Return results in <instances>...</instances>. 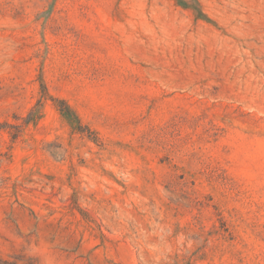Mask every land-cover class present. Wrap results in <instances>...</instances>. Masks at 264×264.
Segmentation results:
<instances>
[{
  "label": "rangeland",
  "instance_id": "obj_1",
  "mask_svg": "<svg viewBox=\"0 0 264 264\" xmlns=\"http://www.w3.org/2000/svg\"><path fill=\"white\" fill-rule=\"evenodd\" d=\"M0 261L264 264V0H0Z\"/></svg>",
  "mask_w": 264,
  "mask_h": 264
},
{
  "label": "trees",
  "instance_id": "obj_2",
  "mask_svg": "<svg viewBox=\"0 0 264 264\" xmlns=\"http://www.w3.org/2000/svg\"><path fill=\"white\" fill-rule=\"evenodd\" d=\"M63 106H60L59 109L60 111L72 122H75L76 124H78V126H82L81 125V121L79 120V118L77 117V115L75 114V112L72 110V108L70 107V105L66 102L63 101ZM2 183H4V179L2 181ZM0 264H13V263H7L5 261H0Z\"/></svg>",
  "mask_w": 264,
  "mask_h": 264
}]
</instances>
